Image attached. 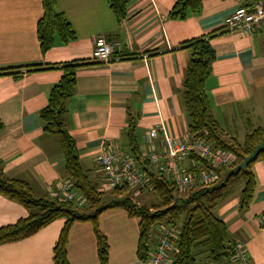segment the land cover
<instances>
[{
  "label": "crops",
  "instance_id": "obj_1",
  "mask_svg": "<svg viewBox=\"0 0 264 264\" xmlns=\"http://www.w3.org/2000/svg\"><path fill=\"white\" fill-rule=\"evenodd\" d=\"M175 1L128 0L126 16L118 20L107 0H56L55 8L72 25L75 39L66 44L56 39L42 55L36 35L41 1L0 0V169L6 178L26 181L35 197L50 199L62 182L72 184L64 173L58 139L43 132L39 118L62 74L59 66L67 62L78 65L64 122L83 171L97 187L103 179L99 155L116 148L128 151L129 118L140 148L157 126L164 131L152 140L156 150L164 132L175 139L189 136L183 80L190 53L182 44L191 39L214 34L209 43L215 59L204 89L211 115L227 136L242 142L250 130L264 126V25L230 32L223 24L236 8L254 0H201L199 13L182 21L168 18ZM97 37L113 47L109 62L91 59ZM145 166L157 174L151 163ZM251 170L255 189L249 207L240 211L238 185L218 203L215 215L227 227L232 255L242 245L245 264H264V158ZM134 194L140 205L134 199L141 193ZM28 214L0 195V227ZM64 223L59 218L30 237L1 244L0 264H53V247ZM98 225L107 239V264H148L137 256L138 218L112 208L98 216ZM153 234L149 250L155 248L160 229ZM175 244L172 240L168 261ZM66 251L69 264H100L91 222L72 224ZM232 255L218 264H228ZM198 261L213 264L206 253H199Z\"/></svg>",
  "mask_w": 264,
  "mask_h": 264
},
{
  "label": "trees",
  "instance_id": "obj_2",
  "mask_svg": "<svg viewBox=\"0 0 264 264\" xmlns=\"http://www.w3.org/2000/svg\"><path fill=\"white\" fill-rule=\"evenodd\" d=\"M40 1L43 12L37 22L36 35L40 53L43 55L56 44V39L63 44L74 40L75 32L70 22L57 12L56 0ZM127 1L107 0L109 8L118 20L126 16ZM200 6L201 0H176L169 10L168 18L182 21L189 15H197ZM212 36L214 34L194 38L182 44L190 53L183 80V97L189 135L203 139L213 147L228 151L235 157L231 165L217 170L219 175L217 182L207 187H193L186 196H180L172 180L150 173L145 166L148 162L143 158L137 141L136 125L134 120L129 118L125 132L127 148L136 164L148 174L147 190L154 193L156 201L149 206L136 204L131 194L134 190L122 186L109 192L116 199L103 204V192L90 182L83 171L75 142L65 126L66 103L75 92V71L78 64L63 63L59 66L62 72L60 79L50 89L47 105L40 111L39 118L43 132L57 137L63 156L64 173L72 180L73 188L84 198L90 211H80V207L73 203L35 197L26 181L6 178L0 169V195L29 211L26 218L0 227V245L30 237L54 220L65 218L53 247L52 260L53 264H69L66 251L69 230L75 222L89 221L96 238L99 262L107 264L108 244L106 236L99 229L98 216L107 209L122 208L129 217L139 219L137 256L141 260L147 259L152 232L156 226L178 228V236L175 239L176 252L171 264H200L199 253H206L207 260L213 264L228 259L232 255L233 245L227 227L215 215V209L238 185H242L239 192V209L243 211L249 207L255 189V178L251 168L256 161L264 158V153L246 169L226 181L224 174L264 140V126L250 130L243 141L239 142L236 138L227 136L212 117L204 89L205 79L215 59L209 43Z\"/></svg>",
  "mask_w": 264,
  "mask_h": 264
},
{
  "label": "built area",
  "instance_id": "obj_3",
  "mask_svg": "<svg viewBox=\"0 0 264 264\" xmlns=\"http://www.w3.org/2000/svg\"><path fill=\"white\" fill-rule=\"evenodd\" d=\"M223 24L225 30L230 32H251L259 28L264 25V0H254L251 5L236 8L224 19ZM112 54L113 47L103 37L94 40L91 52L93 61L109 62ZM160 130L164 131L162 126L154 127L148 132L147 144L141 148L143 158L155 167L157 174L172 180L179 194L186 193L193 187L214 184L219 180L217 170L235 161L230 152L215 148L205 140L190 135L184 139H175L164 132L162 146L156 150L152 140ZM98 164L103 175L100 191L110 192L122 186L139 193L148 191L149 176L136 164L129 151L109 149L99 155ZM52 195L59 202L73 203L78 207L85 203L84 198L75 192L68 181L62 182ZM177 236V227L161 226L156 246L148 252V264H171L172 261L167 258L173 251L171 242ZM244 252L242 245L237 246L228 264H245L247 259Z\"/></svg>",
  "mask_w": 264,
  "mask_h": 264
},
{
  "label": "water",
  "instance_id": "obj_4",
  "mask_svg": "<svg viewBox=\"0 0 264 264\" xmlns=\"http://www.w3.org/2000/svg\"><path fill=\"white\" fill-rule=\"evenodd\" d=\"M262 153H264V140L257 144L250 154L244 156L236 166L225 172L224 181L228 180L232 176L237 175L241 170L246 169L250 164L255 162Z\"/></svg>",
  "mask_w": 264,
  "mask_h": 264
},
{
  "label": "rangeland",
  "instance_id": "obj_5",
  "mask_svg": "<svg viewBox=\"0 0 264 264\" xmlns=\"http://www.w3.org/2000/svg\"><path fill=\"white\" fill-rule=\"evenodd\" d=\"M99 188H101V187L99 186ZM131 194L133 196L134 192H131ZM186 194H188V193L186 192L184 194H179V195L180 196H186ZM138 195H139V197H137V199L135 198L134 200H135V202L140 203V205H147V206H149L151 203H154L156 201V197H155L154 193L151 192V191H145V192H143L141 194H138ZM114 199H116L115 196L110 195L109 192H103V201H104L103 204L104 203H107L110 200H114ZM85 207H86V203H84L83 206H80V211H84L86 209ZM160 227L161 226H156L154 228V230L155 229H160ZM154 230L152 232V236L154 235L153 234L154 233Z\"/></svg>",
  "mask_w": 264,
  "mask_h": 264
}]
</instances>
